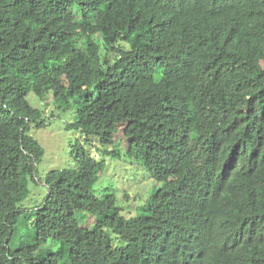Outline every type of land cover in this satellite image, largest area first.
<instances>
[{"label": "trees", "instance_id": "16d2710c", "mask_svg": "<svg viewBox=\"0 0 264 264\" xmlns=\"http://www.w3.org/2000/svg\"><path fill=\"white\" fill-rule=\"evenodd\" d=\"M29 92L83 138L42 178ZM123 124L128 217L92 191ZM0 264H264V0H0Z\"/></svg>", "mask_w": 264, "mask_h": 264}, {"label": "rangeland", "instance_id": "374dc122", "mask_svg": "<svg viewBox=\"0 0 264 264\" xmlns=\"http://www.w3.org/2000/svg\"><path fill=\"white\" fill-rule=\"evenodd\" d=\"M261 64L263 65L262 62ZM27 100L31 106L44 112L42 118L46 121L45 126L31 127L29 132L44 150L36 167L37 177H44L45 173L51 169L73 165V152H71L73 144L77 140L83 141L79 130L66 127L67 123L73 120L74 110L59 108L52 100L50 92L46 94L45 100L38 98L33 92H29ZM125 127V124L121 125L116 135L120 146L119 158H112L110 154L105 155L106 165L92 191L96 195H101L103 189L109 187L117 196V204L123 208L121 213L128 217L134 214L135 206L143 201L149 189L150 191L153 189V185L145 177L143 167L131 161L124 154L123 148H126L128 144ZM106 149H111V146ZM96 151L101 152V150ZM28 187L30 189L29 196L21 203L22 207L27 208L37 204L46 193V189L41 183L29 181ZM77 216L83 217L82 213ZM91 221L92 218L89 217L88 222Z\"/></svg>", "mask_w": 264, "mask_h": 264}]
</instances>
